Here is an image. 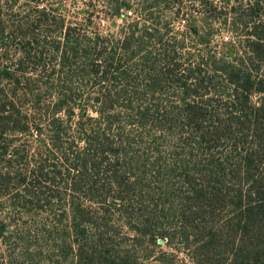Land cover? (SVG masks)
Returning a JSON list of instances; mask_svg holds the SVG:
<instances>
[{"label":"trees","instance_id":"obj_1","mask_svg":"<svg viewBox=\"0 0 264 264\" xmlns=\"http://www.w3.org/2000/svg\"><path fill=\"white\" fill-rule=\"evenodd\" d=\"M100 1L107 16L124 18L119 38L88 37L83 32L84 25L66 27L62 18H56L46 8H37L28 14V17L35 15L32 22L27 16L19 19L12 15L9 25H5L0 15V189L23 188L25 195L14 197L13 204L31 210H44L55 200L60 201L63 188L70 191L71 202H65L74 208L71 220L74 234L79 238L70 246L76 251L75 264H133L128 253L123 255L109 249V244L101 239L102 233L89 236L81 229L83 225H89L96 232L104 228L97 215L101 216L102 211L109 213L105 209L108 202L109 208L124 209L122 214L128 215L137 239L140 236L155 241L160 233L159 240L171 245L179 238L188 250L193 242L188 230L199 228L203 236L199 246L205 249L221 233L233 240L237 236L235 227L240 240L262 239L263 247L254 245L253 252L264 253V162L260 155L264 150V126L258 125L264 121V0H235L237 5L231 7L232 16L218 11L211 0H196L205 14L218 17L224 30L235 34L234 44L242 53L236 59L223 55L217 58L210 53L180 55L179 51L192 39L189 33L182 31L178 34L180 38H167L173 33L171 18L181 16L180 0ZM15 2L8 4L12 6ZM134 2L137 16L129 18L124 13L134 7ZM166 11H171L169 18L165 17ZM195 35V46L210 44L213 36ZM211 72L217 76H210ZM26 73H34L36 77H26ZM216 78V84L209 87ZM88 82L91 87L99 86L98 96L89 97L75 91L78 89L75 86ZM107 83L108 86L103 85ZM174 83L183 94L184 107L180 111L188 112V127L194 119L202 118L203 107L199 104L207 105V101L187 103V100L195 96L202 98L211 92L218 96L207 106L222 109L229 115L228 121L218 117L209 129L192 128L193 142L189 143L198 155L205 146L225 153H221L220 159L209 155L207 161L191 154L190 161H183L181 168L187 179V192L172 198L174 191L169 186L166 193L172 196L163 217H157L156 209L146 208L133 220L128 210L133 201L131 184L125 177L128 174L117 169L123 152L113 147L123 136L113 131L118 117L111 112L123 107L132 111V121L139 126L163 128V125L165 128L175 113L160 111L154 105L155 95L160 86ZM140 84L146 91H139ZM253 95L259 97L256 105L251 102ZM48 100L50 104L45 105ZM27 104L33 107L35 116L24 114L22 107ZM90 106L98 107L99 117L86 118V108ZM76 109L81 110V119L76 123L75 136L69 137L73 131L71 117ZM236 112L247 122L254 119L256 124L243 126L234 117ZM210 117L212 121L213 115ZM31 127L45 141L30 157L26 143L15 144V138L25 135ZM237 133L242 134L243 141H237ZM79 142L84 143L82 150L77 147ZM122 142L130 144L129 137ZM244 143H249V147L241 148L240 144ZM187 168H191L190 172ZM80 194L97 204L98 211L90 212L77 204L74 195ZM173 201L179 209L171 207ZM2 206L0 203V209ZM223 211L231 213L226 221L232 227L226 233L213 227L216 214ZM251 231L255 237L249 236ZM4 233L5 227L0 226V238ZM110 233L106 230L105 234ZM91 238H100L97 244L105 250L89 243Z\"/></svg>","mask_w":264,"mask_h":264},{"label":"rangeland","instance_id":"obj_2","mask_svg":"<svg viewBox=\"0 0 264 264\" xmlns=\"http://www.w3.org/2000/svg\"><path fill=\"white\" fill-rule=\"evenodd\" d=\"M10 1L12 0H1L0 15H2L5 25H9V21L13 18H11L12 15H17V18L22 19L24 16L35 12L37 8H46L56 18H62L65 21L66 27L84 25L86 32H83L88 37H95L96 35L102 37H120L119 29L123 25L122 19L124 18L107 16L104 12L105 7L100 0H16L14 5L9 6L8 3ZM211 2L218 11L221 10L227 16H232L231 7L237 5L235 0H228V2H224V0H211ZM133 5L134 7L130 11L124 13L129 18L137 16V3L134 2ZM179 5L181 7V16L173 19L170 17L173 22V33L168 34L167 38L172 36L180 38L178 34L182 31L189 33L188 37L192 39L188 41V45L184 49L179 51L181 56L185 57L189 54L197 56L210 53L217 56V58L223 55L229 59H236L242 54L239 53L240 50L234 44L236 42L234 40L236 39L235 34L226 32L220 24L218 17H211L205 14V10L200 6L198 1L180 0ZM172 12H175V9ZM170 15L171 11H166L165 17L169 18ZM27 18L32 22L35 19V15H29ZM187 26H190V29H187ZM196 33L203 36L212 34L213 36L210 37L211 43L206 46L201 44L195 46L193 41L196 38ZM209 75L217 76L213 72ZM25 76L36 77V74L26 73ZM37 77L40 78L39 75ZM216 81L217 78L210 83L209 87H213ZM206 84L208 85V83ZM103 85L108 86L109 84ZM91 86L90 82L85 85L80 84L75 86L78 87L75 91L89 97L98 96L101 92L99 86ZM157 89L154 105H157L160 111H173L175 113L172 118L173 120H170V122L167 120L168 124L165 128L163 125V128H159L160 126L141 127L132 121V111L123 107L116 108L115 111L111 112L118 117V120L114 122L113 131L123 136V138H120V142L119 138L116 140L117 143L115 142L113 147L120 149L121 153L123 152V155L119 156L121 161L117 169L128 174L125 177L126 181L131 184L130 196L133 199L128 210L131 211L129 213H131L133 220L146 208L150 210L156 209L157 217H163L166 208H169L168 200L172 196V193H166L169 186L174 191L172 198L187 192L188 184L186 176L181 169L183 167L182 163L183 161L189 162L191 154L198 155L191 149L189 143L190 141L193 142V139H191L192 135L190 134L191 129L197 128V126L200 129H209L211 124L217 121L216 118L219 117L221 121H228L227 117L229 116L219 107L207 106L211 103L210 100L213 99L215 101L218 99V96L213 95L212 92L202 98L195 96L189 98L187 103L207 101V105L199 104L203 107L202 112H200L202 113V118L194 119L191 127H188L186 126L188 112L180 111L184 107L181 101L183 94L180 87L174 83L162 85ZM104 91L107 90L105 89ZM139 91H146V87L140 84ZM258 98L257 95H253L251 102L256 105L259 101ZM47 104H50L49 100L45 101V105ZM177 106L179 107L178 110L175 108ZM97 108V106L86 108V118L99 117V110ZM22 111L29 117L36 114L30 104L24 105ZM80 111L76 109L74 115L71 117L73 131L70 132L69 137L75 136L76 123H79L81 119ZM207 111L209 112L207 113ZM211 114L213 115L212 121L210 120ZM233 115L243 122V126L245 127L256 124L254 119L251 122H247V119L240 117L242 115L238 112ZM191 117L192 119L195 118L194 116ZM90 124L96 125L95 122H91ZM258 125L264 126V121L259 122ZM126 136L129 137L130 144L128 142H122L121 144V141ZM237 137V141H243L241 133H237ZM44 141L45 138H39L34 127H31L25 135H19L15 138V144L26 143L30 157ZM248 141H251V137H249ZM248 145L249 143H244L240 144V147H249ZM77 147L79 150H82L84 143H77ZM221 153L224 155L225 151L210 150L205 146L198 157L200 156V159L204 161L209 159V155H212L214 159H220V157H223ZM260 155L261 160L264 162V150ZM190 170L191 168L186 169L187 172H190ZM258 174L262 176V172ZM16 189L10 188L7 191L0 189V203L3 205L2 209H0V226L5 227L4 236L0 238V264H75L77 258L75 255L76 251L71 250L70 246L76 238L77 240L79 238L74 234V223L71 220L74 208H72L71 203L65 202H71V192L63 188L61 190L63 193L61 194L62 199L60 201L57 202L55 200L53 205L46 206L44 210L40 208L39 210H34V208L31 210V208L26 207L24 209L21 206L16 207V204H13L12 199L14 197L25 195L23 188ZM74 197H76L77 204H82L90 212L95 213L98 211V205L89 202V199L83 196V194L74 195ZM157 204L159 205L158 207ZM171 207L179 209L178 204L174 201ZM105 209L109 213L99 210L102 211V215H97L99 218L98 222L102 223L101 226L104 225V228L101 227L100 231L96 232L89 225H83L81 229H85L87 231L86 234L89 236L102 233L103 237L101 239L109 244L107 247L123 255H127L126 253H128L133 264H264V253L255 254L253 252L254 245L263 247L261 243L262 239L255 241L254 238L253 240L252 238L244 237L240 240V234L235 227L237 236L233 240L220 232L221 235L217 241L209 244V247L206 246L207 244H204L206 246L205 249L199 246L203 238L199 232V228L190 229L188 232L194 238L192 237L191 248L185 250L179 238L173 240L171 245H168L166 242L159 240L160 233L156 235L155 241L149 237L142 239L139 236L137 239V235L130 224L131 222L127 218L128 215L122 214L124 209L119 211V206L109 208V202L105 206ZM167 214L170 216L171 212H167ZM229 214H231L229 211L216 214L213 223L215 231L226 233L227 228L232 227L231 223L226 221ZM56 215L59 216L56 217ZM90 215L92 216V214ZM102 217L106 219H102ZM106 230L112 231V233L107 235L105 234ZM252 235L255 237V234L251 231L249 236ZM98 239L100 238H91L89 243H96V247L103 250L104 247H100V244H97ZM80 241V243H83L82 240ZM74 247L77 248L76 245Z\"/></svg>","mask_w":264,"mask_h":264}]
</instances>
